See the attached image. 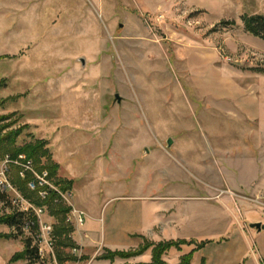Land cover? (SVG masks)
Listing matches in <instances>:
<instances>
[{
  "label": "rangeland",
  "instance_id": "374dc122",
  "mask_svg": "<svg viewBox=\"0 0 264 264\" xmlns=\"http://www.w3.org/2000/svg\"><path fill=\"white\" fill-rule=\"evenodd\" d=\"M254 15L264 16V0H0V171L8 168L10 180L12 166L24 171L30 161L35 169L24 152L34 148L42 168L36 172L72 210L79 204L102 215L110 242L137 210L148 211L151 203L136 196L226 195L242 222L250 212L264 224V188L210 192L207 185L222 177L264 187V36L245 26ZM9 151L21 154L12 158ZM20 196L0 186V264H52L55 243L49 249L39 245L37 230L3 223L24 211ZM186 205L205 215L196 236L213 239L202 252L207 264H257L253 245L264 260V226L244 233L213 202ZM40 221L58 223L48 208ZM71 224L78 251L65 254L77 260L57 258L58 264L153 259L152 248L138 253L148 240L101 249L102 242L87 241L94 229L82 227L80 238L81 226ZM30 238L32 247L46 250L33 262L23 257ZM180 250L168 249L165 264H180L179 256L190 253ZM110 252L123 256L103 258Z\"/></svg>",
  "mask_w": 264,
  "mask_h": 264
},
{
  "label": "crops",
  "instance_id": "0c3cea01",
  "mask_svg": "<svg viewBox=\"0 0 264 264\" xmlns=\"http://www.w3.org/2000/svg\"><path fill=\"white\" fill-rule=\"evenodd\" d=\"M209 185V190L210 192H213V188L215 187H228L230 189H239L240 191L243 192H249L248 190L252 189L251 193H257L259 192V188H264V187H255V182L252 184H249L247 186H243L241 184H235L232 181L230 182L227 179H224L222 177L218 179H212L209 181L207 184ZM198 187V186H197ZM199 193V191H198ZM119 198V197H118ZM182 199V206L179 205V203L176 202L174 199ZM207 198V199H206ZM213 197H205L196 195L194 197H186L185 194L179 195L178 197H168V196H136L135 199L142 200V201H148L150 204L148 211L146 213H141L138 210L136 211L134 218L131 221V226L130 227H125L122 229L120 238H116L117 241L113 240V242L107 241L106 239V233L103 232V216H98L89 210V206L85 205H79L78 202L75 200L76 204H78L75 209L81 210L85 213V222L88 219L89 220V225H82L79 228V237L82 238L81 236V228L83 227L84 229L90 228L94 229L93 231L90 232V240L87 241H93L96 242V245H100L101 243V249L102 246L104 249H111V250H123L124 244H129L134 243L133 246H130L129 249L136 248L138 245L142 242L141 240H148L152 243H160V242H167V241H187V242H192L189 248L186 246H182L180 251H187V249L191 252L193 249H195L197 246L196 244H200L204 242V245L196 249L193 254V259L191 264H198L199 262L201 264H207L209 257L207 255H202V252L210 246L211 242L213 239H202L198 240L196 234L201 233L202 227H201V221L202 218L205 217L204 214L200 213L199 211H192L189 205H186L187 200L191 199H196L197 201H210L213 202L214 205L221 207L225 209V211L230 212L233 217L235 218V221L237 225L239 226V229L243 231L244 233L249 232L250 228H253L251 226L252 223H258V220L256 221L255 219L251 218L249 216V213H246L244 217V222H242L241 218L239 215H237L233 208L230 206V201H232L229 196H219L218 200L212 199ZM176 203V204H175ZM222 203V205H221ZM137 209V206H136ZM102 214V213H101ZM246 219V220H245ZM250 219V220H249ZM93 222H96L97 224L100 223L99 227H92L91 224ZM261 223V229L263 228L264 224ZM256 229V228H255ZM260 229V230H261ZM89 230V229H88ZM105 230V227H104ZM258 230V229H256ZM258 230V231H260ZM87 236V235H85ZM255 247V245H253ZM251 248V254L256 259L257 264H262L264 263V260L258 250ZM100 252V251H99ZM181 253V252H180ZM184 256V255H183ZM246 256V255H245ZM245 256H241L238 260V262H241V260H244ZM182 256H179L178 260ZM247 257H249L247 255ZM94 262V260L92 261ZM91 262V264H93Z\"/></svg>",
  "mask_w": 264,
  "mask_h": 264
},
{
  "label": "trees",
  "instance_id": "16d2710c",
  "mask_svg": "<svg viewBox=\"0 0 264 264\" xmlns=\"http://www.w3.org/2000/svg\"><path fill=\"white\" fill-rule=\"evenodd\" d=\"M245 26L248 32L252 33L255 36L263 37L264 36V16L263 15H254L249 18H245ZM1 105V100H0ZM5 120L4 116H0V143L2 141V122ZM24 152L28 154V158L32 159L35 163V169L39 172L42 171L40 163L34 157H36L35 149L27 148L24 149ZM20 151H9V155L12 158H17L20 155ZM3 156V155H2ZM52 167V166H51ZM53 169V168H52ZM54 170V169H53ZM22 168L18 166H12L11 174L9 175V179L14 187L21 192V194L34 206L39 208H48L50 214L54 216L58 223H55L53 226V233L55 238V246L57 248V258L62 263L64 261H74L77 260V257L71 255L70 253L65 254V249L68 248H77L76 242L70 236L74 231V226L71 223L67 222V216L72 211L70 206L64 204L61 195L56 190H49L46 198H42L40 196V191L43 188H38L37 190H30L29 182L34 179V175L32 172L26 173V177L21 176ZM54 174V173H52ZM60 185V184H59ZM48 189V188H47ZM69 188H60V190H68ZM71 190V189H69ZM3 197V196H2ZM32 220L36 224L38 222V217L36 213L32 210L30 211H21L16 210L15 212L8 214L4 217L3 223L8 225L11 228L17 229L18 231H22L26 222ZM38 226L34 229L37 230ZM33 240L30 238L26 242V249L24 251L23 257L25 259L30 260L31 262L36 261L39 257V248L32 247ZM191 245L192 242L187 241H168V242H160V243H148L146 244L138 253L146 251L149 248H152L153 259L149 263L142 264H165L163 260V254L170 249L171 247H178L181 249V245ZM204 245V242L197 245L195 249H193L190 253L182 256L180 264H191L193 259V254L196 249L201 248ZM123 256L121 252H110L104 255L105 259H112L115 256ZM131 256V255H130Z\"/></svg>",
  "mask_w": 264,
  "mask_h": 264
},
{
  "label": "built area",
  "instance_id": "2783aa9c",
  "mask_svg": "<svg viewBox=\"0 0 264 264\" xmlns=\"http://www.w3.org/2000/svg\"><path fill=\"white\" fill-rule=\"evenodd\" d=\"M28 165H31L30 161H27V163H25V166H23L25 170L21 172V176L22 177L26 176L25 171L32 172L34 175V179L29 182L30 187L33 190H37L38 188H43L40 191V195L42 196V198H46L49 190L54 189V187L51 184H49V182L46 180L45 174L41 175L37 173L33 166H28ZM8 171H9L8 168H2V171H0V186L2 185L3 188L6 190H9V189L15 190L13 184L7 178ZM48 186L51 188H49ZM18 201H20L23 205H26L24 206V211H30L31 209H33L38 217L37 224L34 221L29 220L26 222L25 226L29 229H35L38 226L37 240H38L39 245L40 243L44 242L46 244V247H48L49 249H53V246L55 243L53 239V226L51 224L41 223L40 221V215L41 213H43V209L34 208L31 204L27 202L25 198L21 196L20 198H18ZM72 213L75 216V220L74 219L72 220V215H69L67 219L68 222L75 224V221H76L77 225L82 226L85 223V217H86L85 213L75 208L72 210ZM45 251L46 250L44 248L39 249V254L41 257L45 255ZM76 251H78V249L74 248V252ZM51 263L58 264V260L55 255Z\"/></svg>",
  "mask_w": 264,
  "mask_h": 264
},
{
  "label": "water",
  "instance_id": "95a60500",
  "mask_svg": "<svg viewBox=\"0 0 264 264\" xmlns=\"http://www.w3.org/2000/svg\"><path fill=\"white\" fill-rule=\"evenodd\" d=\"M116 98H117V100H118L119 102L122 101V98H121L120 95L117 94V95H116ZM172 144H173V140H172L171 138L168 139V146H171ZM251 226H252L253 228L258 229V230L261 229V223H260V222H258V223H252Z\"/></svg>",
  "mask_w": 264,
  "mask_h": 264
}]
</instances>
